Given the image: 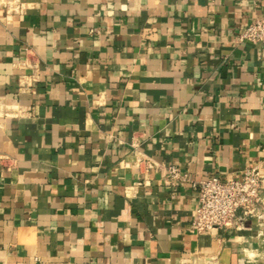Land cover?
I'll return each mask as SVG.
<instances>
[{"label": "crops", "instance_id": "obj_1", "mask_svg": "<svg viewBox=\"0 0 264 264\" xmlns=\"http://www.w3.org/2000/svg\"><path fill=\"white\" fill-rule=\"evenodd\" d=\"M20 1L0 10V264H264L256 221L192 226V182L264 171V44L238 41L264 0Z\"/></svg>", "mask_w": 264, "mask_h": 264}, {"label": "built area", "instance_id": "obj_2", "mask_svg": "<svg viewBox=\"0 0 264 264\" xmlns=\"http://www.w3.org/2000/svg\"><path fill=\"white\" fill-rule=\"evenodd\" d=\"M0 10L10 17L21 15L24 5L20 0H0ZM239 42L252 45L264 44V19H254L238 38ZM167 181L171 185L189 181L186 174L176 167L168 169ZM198 206L192 226L197 234L215 231L240 230L243 223L254 220L259 236L264 233V171L250 166L239 180L212 177L192 182Z\"/></svg>", "mask_w": 264, "mask_h": 264}, {"label": "rangeland", "instance_id": "obj_3", "mask_svg": "<svg viewBox=\"0 0 264 264\" xmlns=\"http://www.w3.org/2000/svg\"><path fill=\"white\" fill-rule=\"evenodd\" d=\"M262 232L264 233V228L262 229ZM260 238L262 240L260 252H263V253H261V257L263 258V262H264V235Z\"/></svg>", "mask_w": 264, "mask_h": 264}]
</instances>
